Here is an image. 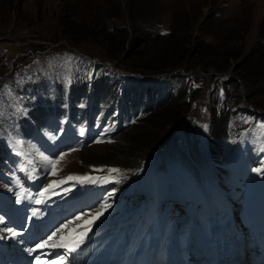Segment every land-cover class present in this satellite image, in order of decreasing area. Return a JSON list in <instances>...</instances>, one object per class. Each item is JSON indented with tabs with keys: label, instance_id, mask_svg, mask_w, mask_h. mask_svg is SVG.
I'll return each mask as SVG.
<instances>
[{
	"label": "rangeland",
	"instance_id": "obj_1",
	"mask_svg": "<svg viewBox=\"0 0 264 264\" xmlns=\"http://www.w3.org/2000/svg\"><path fill=\"white\" fill-rule=\"evenodd\" d=\"M116 30L122 32L114 37L107 35ZM171 34L182 52L165 58L150 57L152 52L168 48L165 40ZM257 47L263 51L256 53ZM68 52L85 54L88 62L91 58L110 64L94 67L89 63L83 75L89 72L91 78L96 69L94 76L104 78L112 87L122 84L121 88L125 89L141 80L177 77L185 104L171 110L177 119L175 123L166 127L157 123L144 125L155 142L146 152V162L132 176L128 192L113 211L114 203L102 196L107 188L103 181L119 183L121 178L131 175L119 163L127 150L125 145L134 139L131 133L135 124L113 136L106 130L103 133L102 128L83 131L70 127L66 119L55 121L50 129L53 134L43 131L40 137L36 135V139L22 145L26 153L21 155L19 163L9 158L7 166L0 170V238L7 236L3 234L7 227L4 215L16 217L19 204L27 199L46 201L49 212L70 216L66 224L68 231H73L74 227H97L116 211L127 213L129 207L132 208L127 214H114L116 224L124 219L121 216L124 220L137 217V225L145 228L149 216L145 219L147 214H135V211L138 213L141 209L136 208L147 203L133 205L142 204L145 191L152 194L159 191L161 199L165 196L167 201L177 200L173 194L177 179L190 181L192 192L197 191L200 195H195L203 200L212 198L215 190L225 197L237 190L243 194L240 198L244 197L243 186L240 189L236 182L231 184V189L223 190L217 188L219 180L212 175L203 177L196 185L189 173L195 174L191 164L198 165L194 157L200 158L208 152L212 112L217 114L221 107L229 108L232 113L228 135L241 136L235 148L229 143L237 140L216 138L221 167L230 155L236 168L249 154L251 158L258 154L264 158V117L252 112L264 114V0H0V122H6V117L15 111V90L29 82L31 76L36 79V75L49 74L47 68L53 65L58 68L57 78L69 81L63 86V90L67 88L65 92L70 93L72 83L82 85V82H70L71 70L78 69L79 64L73 62ZM117 69L131 76L124 77ZM51 85L49 89L53 92ZM57 87L61 91L59 82ZM80 100L87 106L86 98L81 96L77 102ZM238 106L241 108L236 111ZM14 118L15 124L20 125L19 114H14ZM47 137L53 144L47 143ZM53 161H59L55 175ZM203 167L206 170V165ZM228 175L232 182V175ZM70 176L91 179L69 180ZM252 177V183L260 180V184L255 188L252 183H246L250 190L245 195L263 189L264 168L255 167ZM49 185L51 190L45 191ZM234 198L238 199L239 195ZM97 213L101 214L93 220ZM179 215L180 212L171 224L173 232L181 219ZM78 216L81 219L77 220ZM103 224V228L110 226L107 220ZM193 243L188 238L181 240L185 248Z\"/></svg>",
	"mask_w": 264,
	"mask_h": 264
},
{
	"label": "trees",
	"instance_id": "obj_2",
	"mask_svg": "<svg viewBox=\"0 0 264 264\" xmlns=\"http://www.w3.org/2000/svg\"><path fill=\"white\" fill-rule=\"evenodd\" d=\"M119 31L120 33L122 32L121 30H116L114 33H108L107 35L110 37H114ZM165 41L168 44V48L160 51L157 50L155 53L152 52L153 54L150 55V57L165 58L167 57V55H170L174 52H182L178 48L179 45L177 44L175 37L172 34ZM200 45L201 44H199V46ZM261 51H263V49L257 47L255 52L259 53ZM249 55L252 56V53L247 55L248 58ZM75 56L78 57V55ZM155 80V84H151V88L153 90V94L156 95V97L158 96V98L154 105H152V108H148L144 111V117L141 118V120L139 121L140 123L135 124L134 130L131 133L134 139L133 141L130 140L132 146L128 145L130 143L125 145L127 147V150H124V153L122 154L123 160L121 163H119V166L127 169L131 173V175L121 178V180L117 184L111 183L113 187H116V192H124L126 190L127 184L129 183L135 171H137L138 167H140L146 162L148 157V153L146 152L155 142L152 133H150V131L144 125L157 123L159 125H162L163 127H166L171 123H175L177 119H175L174 115H172L173 110H176L181 105L185 104V96L184 93L181 92V90L178 88L179 81L177 77L171 76L169 78H156ZM148 82L150 81H146L144 83L147 90H149ZM107 84L102 79L99 80V78H96L91 82V92H93L94 95H97L95 96L96 99H99V96H103L108 97L109 100H111L115 95L117 96V92L116 90H113L112 85L108 86ZM82 85L85 89H87L88 92V83L84 82ZM171 102L172 104L170 105V107L164 109L160 113H157L158 111H160V109L164 108L167 104ZM218 111L219 112L217 114L215 111L212 112L214 118L212 125L213 127L211 128V135L212 138H226L228 137V129L232 113L230 109L226 107H221L220 109H218ZM24 123L28 124L27 121H25ZM214 142L215 141L211 139L209 143L211 154L217 153V149H215ZM111 185L109 187L110 189L113 188Z\"/></svg>",
	"mask_w": 264,
	"mask_h": 264
},
{
	"label": "bare ground",
	"instance_id": "obj_3",
	"mask_svg": "<svg viewBox=\"0 0 264 264\" xmlns=\"http://www.w3.org/2000/svg\"><path fill=\"white\" fill-rule=\"evenodd\" d=\"M251 166H253L252 163L247 164V168L250 169ZM136 209L141 210H139L138 213L135 211V214L143 215L145 211L146 213L149 212V205H143L142 207H137ZM240 212L243 213L244 209H241ZM255 215L260 219L264 218L263 212H260L259 209H256L254 213V218ZM65 217H63L62 215L43 214L41 212L26 213L24 215V218L18 219L17 223L13 225V229L10 231L11 235L16 238L18 237L21 241L24 242L18 258L5 261L2 255L0 254V264H36V258H39L40 264H45L46 261L50 262L51 258L49 256L52 255L51 253H54L53 258H55L56 264H61V259L62 264H67L65 261L68 259V257L63 258L62 256H60L62 255V252H67V249L53 247L51 246L50 242L43 248L37 247V245L47 241L48 237L51 236L52 233L57 232L58 229L62 228L61 224H59L58 226V223H61V221H63ZM124 219H119L120 222L116 224V217L115 215H112L107 219V221L110 223V226L108 228H103L104 224L100 223L97 227L93 226L86 232L81 231L80 233L76 234L66 233V231L64 230L63 239L65 242L80 240V243L76 247L75 251L69 252L70 256H74V254L84 252L86 248L90 245V243L96 242L97 240L104 238L107 232L109 233L111 231H114L115 224L117 225V230L121 228V225L123 223H125L122 229H126L129 233H132L135 229V226L138 224L137 222L139 218L133 217L129 220ZM262 225V230L264 231V224ZM215 237L218 239L219 242L223 239L229 240L231 243L234 241L228 220H222L215 224ZM54 239L59 242L61 240L60 234L57 233V236ZM21 241H19L20 245ZM219 246L223 248V243H221ZM0 249L7 252L5 246L1 243ZM214 249L215 248L210 249L209 252L212 253Z\"/></svg>",
	"mask_w": 264,
	"mask_h": 264
},
{
	"label": "snow or ice",
	"instance_id": "obj_4",
	"mask_svg": "<svg viewBox=\"0 0 264 264\" xmlns=\"http://www.w3.org/2000/svg\"><path fill=\"white\" fill-rule=\"evenodd\" d=\"M59 161H53V174L55 175V165L58 163ZM111 172H117L118 169H110ZM69 180H73V179H91V177H84V178H77V177H68ZM56 183H61L60 181H57ZM52 188V185H49L47 189H45V191H50ZM41 195H43V193H41ZM40 201L37 200V203H39ZM105 207H108V205L106 204ZM101 213H97L96 216L93 217V220L98 218V216L100 215ZM77 220L81 219V217H77L76 218ZM90 223V222H89ZM68 227V225H64L61 229H58L57 232H54L52 233L51 236L48 237V240L37 245L38 248H43L45 247L46 245L49 244V242H52L51 243V246L53 247H60V248H65L68 250V252H73L75 251L76 247L78 246V244L80 243V240H75V241H68V242H65L63 237H64V229H66ZM88 229L85 227L83 229L84 232H86ZM57 233L60 234L61 236V240L59 242H57L54 238L57 236ZM36 264H40V260L39 258H36ZM52 264H56L55 261L52 262ZM61 264H62V259H61Z\"/></svg>",
	"mask_w": 264,
	"mask_h": 264
},
{
	"label": "water",
	"instance_id": "obj_5",
	"mask_svg": "<svg viewBox=\"0 0 264 264\" xmlns=\"http://www.w3.org/2000/svg\"><path fill=\"white\" fill-rule=\"evenodd\" d=\"M255 112V111H254Z\"/></svg>",
	"mask_w": 264,
	"mask_h": 264
}]
</instances>
